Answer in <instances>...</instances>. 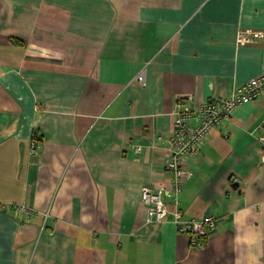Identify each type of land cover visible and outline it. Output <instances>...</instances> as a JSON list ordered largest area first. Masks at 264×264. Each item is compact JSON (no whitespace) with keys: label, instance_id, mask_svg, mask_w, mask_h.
Returning a JSON list of instances; mask_svg holds the SVG:
<instances>
[{"label":"crops","instance_id":"1","mask_svg":"<svg viewBox=\"0 0 264 264\" xmlns=\"http://www.w3.org/2000/svg\"><path fill=\"white\" fill-rule=\"evenodd\" d=\"M259 75L264 0H0V204L30 211L0 210V264H264V96L188 159L184 218L216 222L201 248L140 198L170 203L176 100Z\"/></svg>","mask_w":264,"mask_h":264},{"label":"built area","instance_id":"2","mask_svg":"<svg viewBox=\"0 0 264 264\" xmlns=\"http://www.w3.org/2000/svg\"><path fill=\"white\" fill-rule=\"evenodd\" d=\"M257 37L258 34L240 32L237 42L244 45ZM134 82L145 84V70L134 78ZM262 96L264 75H259L237 86L227 97L198 102L194 96L188 95L176 100L172 111L173 129L168 138L169 153L165 160V171L170 181V203L165 200V190L143 187L140 198L146 210L147 223H162L170 219L179 233L192 239V246L201 248L204 245V239L216 226L214 217L186 219L180 208L185 182L191 178L188 159L197 156L211 131L224 120H228L238 106L253 103ZM255 133L261 141L264 135V119L256 126ZM261 160L264 162V154ZM0 210L14 211L24 216V220L29 219L30 211L21 204H0Z\"/></svg>","mask_w":264,"mask_h":264}]
</instances>
